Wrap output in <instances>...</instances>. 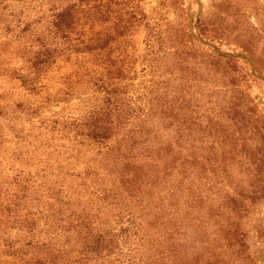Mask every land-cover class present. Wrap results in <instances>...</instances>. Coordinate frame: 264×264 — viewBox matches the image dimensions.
<instances>
[{
    "label": "trees",
    "instance_id": "16d2710c",
    "mask_svg": "<svg viewBox=\"0 0 264 264\" xmlns=\"http://www.w3.org/2000/svg\"><path fill=\"white\" fill-rule=\"evenodd\" d=\"M141 26L145 28L146 49L138 73L129 48ZM14 42L20 45L16 47V58L24 69L7 68L5 60H0V79L16 80L29 95H42V81L62 66L76 69L61 76L65 96L62 101L84 88L88 94L85 100L92 104L89 111L79 117L70 114L63 120L44 118L35 122L42 132L50 129L62 139H73L97 150L87 163L96 172L87 167L74 173L41 171L32 175L22 169L7 187L0 183V264H150L142 257H131L150 242L145 229L151 215L147 201L152 205L154 200L162 202L168 194H178L188 180L187 174L194 173L198 158L192 156V149L183 157L181 149L172 147L183 138L187 121L172 131L175 143L171 139L168 144L154 143L150 137L154 131L148 128L156 118L157 122H166L178 109L188 108L189 121L203 116L191 108L188 91L192 85L170 92L160 79L156 64L162 49L161 34L147 22L145 11L135 0H0L1 47L7 51ZM2 54L3 51L0 59ZM227 58L232 72L230 85L249 91V72L236 58ZM49 97L39 103L38 109L28 107L35 120L42 116L41 109L49 106ZM233 121L239 124L244 119L233 117ZM166 127L171 131L168 123ZM250 131L260 142L257 149L261 153L257 157L251 153L255 155L251 157V167L254 176L257 171L259 183L250 206L242 202L240 194L235 202L234 211L244 217L255 214L264 200V125L256 123ZM112 143L116 145L112 147ZM247 143L244 139L243 146ZM61 180L73 181V186H67L65 191ZM205 186L209 192L208 180ZM205 194L201 200L211 203V194ZM156 205L158 212L154 214L158 219L153 217L150 225L154 229L168 213ZM208 209L211 219L212 209ZM182 229L181 225L179 230ZM228 231L231 238L229 235L225 239L230 247L237 246L249 255L246 244L250 231L241 229L239 222H232ZM255 233L262 239L264 222ZM192 245L184 255L187 262L181 264H213L206 242L196 247L194 241ZM149 246V252L159 248ZM175 251L157 250L154 257L167 264L173 261Z\"/></svg>",
    "mask_w": 264,
    "mask_h": 264
},
{
    "label": "rangeland",
    "instance_id": "374dc122",
    "mask_svg": "<svg viewBox=\"0 0 264 264\" xmlns=\"http://www.w3.org/2000/svg\"><path fill=\"white\" fill-rule=\"evenodd\" d=\"M135 1L145 11L147 22L162 37V49L156 64L160 68L158 75L164 76L160 79L170 92H180L192 85L188 91V98L192 99L190 104H193L191 108L200 111L203 116H199L197 121H189L188 108L178 109L172 115L168 114L170 119L166 122H157L156 118L148 128L154 131L150 136L154 143L168 144V139L175 143L176 136L172 131L187 121L183 126V138L176 147L175 144L172 147L181 149L183 157L192 149V156L198 161L194 173L187 174L188 180L184 181L178 194H168L162 202L154 200L152 205L147 201V211L151 215L146 219L145 229L149 232L150 242L139 253H132L131 257H142L150 264H161L158 261L160 258L154 257L156 251L167 252L171 248L176 250L174 259L167 264H181L187 262L184 255L192 250L196 241V247L207 243L206 247H202L212 253L213 264H264V233L262 239L257 238L255 233L256 227L264 222V200L250 217H244L243 213L238 216V212L234 211L240 195L242 202L249 206L252 204L251 197L259 183L257 171L254 176L251 167V157L261 153L257 149L260 142L255 132L250 130L256 123L264 125V0ZM136 30L129 52L134 55L135 69L139 73L142 69L141 57L146 49V33L144 26ZM10 45L5 51L0 44V52H4L0 60L2 63L5 60L7 68L24 69L16 58L19 52L16 47L20 45L16 42ZM6 57L12 60L4 59ZM227 57L239 60L249 72L252 86L249 91L230 85L232 72ZM8 61H11L10 65H7ZM75 70L66 65L60 71L52 72L42 81V95L36 97L29 95L14 79H0V183L5 187L22 169L32 175L41 171L46 174L74 173L87 167L96 172L87 163L97 150H90V145H80L73 139H62L59 133H51L50 129L42 132L35 122L44 118L63 120L70 114L79 117L89 111L92 104L85 100L88 94L84 88L74 92L67 101H62L65 96L61 76ZM170 75L173 78L165 77ZM45 97L51 99L50 104L41 109L42 116L35 120L31 111L38 109ZM156 111L159 115L160 109ZM233 117L243 118L244 122L237 124ZM167 123L171 131L167 130ZM245 123L251 124L247 128ZM244 139L248 142L245 146ZM115 145L111 144L112 147ZM207 180L211 185L209 192L205 186ZM61 181L65 191L67 186H73V181ZM205 193L211 194L209 204L201 200L207 195ZM84 201L89 202L87 199ZM156 204L168 213L159 219L154 229L150 225L153 217L158 219V215L154 214L158 212ZM208 208L212 209L211 219ZM232 222H239L241 229L250 231L246 244L249 255L237 246L230 247L225 239L230 235L228 226ZM181 225L183 229L179 230ZM149 244L159 245V248L154 247L149 252ZM191 261L192 257L188 262ZM204 264L207 262L204 261Z\"/></svg>",
    "mask_w": 264,
    "mask_h": 264
}]
</instances>
